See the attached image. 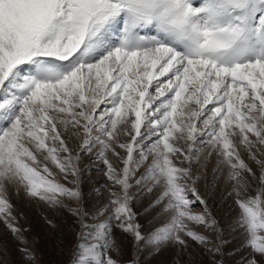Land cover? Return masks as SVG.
Here are the masks:
<instances>
[{"label": "snow or ice", "instance_id": "obj_1", "mask_svg": "<svg viewBox=\"0 0 264 264\" xmlns=\"http://www.w3.org/2000/svg\"><path fill=\"white\" fill-rule=\"evenodd\" d=\"M97 161L105 182L89 212ZM202 180L236 206L227 254ZM10 190L71 212L70 264H122L116 229L150 255L192 241L210 264H264V0H0V224L39 264ZM145 196L148 230L133 211Z\"/></svg>", "mask_w": 264, "mask_h": 264}, {"label": "rangeland", "instance_id": "obj_2", "mask_svg": "<svg viewBox=\"0 0 264 264\" xmlns=\"http://www.w3.org/2000/svg\"><path fill=\"white\" fill-rule=\"evenodd\" d=\"M149 91L152 92L153 89L150 88ZM78 143V141L69 140V146L72 148H77ZM241 154L246 162L253 168H256L255 163L248 159L246 152H242ZM84 161L86 164L88 163L87 156L84 157ZM174 162L178 166H183L180 165L179 160H174ZM214 162L215 158H213L208 166V180L211 179V168ZM103 168L104 166L97 161L92 166L90 173H84V183L82 185L84 208L89 212L94 211V206L100 200V197L93 192V189L105 182ZM222 187L223 185L221 184L220 188L209 197L206 182L202 180L198 184L199 192L209 199L216 219L219 220L221 226L225 229L223 238L230 241L223 248V251L227 254L232 252L238 243L236 234L228 228V225L236 215L234 210L236 206L233 204L231 197L222 199V196L225 195ZM107 195L108 193L105 191L104 196L106 197ZM10 198L12 203L16 205L18 212L23 213L24 218L20 219V224L31 229L30 232L26 233V236L30 241V246L34 248L38 255L39 264H70V260L73 257V247L76 243L77 232L80 231V227L71 212L67 208L60 209L58 212L53 211L43 203H37L34 200L28 199L23 191L17 195L14 191L10 190ZM150 200V196H145L139 202L133 204V211L139 213L137 219L144 226L145 230L151 227L149 222L155 215V212H145ZM67 203L75 207L71 201H67ZM194 210L200 212L203 209L197 203L194 205ZM45 217L54 221L57 227L52 228L46 224ZM197 230L206 236L214 238V234L207 232L203 228H198ZM115 236L121 246V254L117 258L121 260L122 264H127L128 261L132 260L134 253L139 258L141 264H210L209 254L205 253L200 245L192 241H189L190 248L187 252L178 251L176 247H168L158 254L150 255L149 250L134 249L131 237L122 233L119 229L115 230ZM0 237L7 242V255L0 257V264H26L21 254L17 251L18 242L11 237L10 233H8L2 224H0ZM240 256V253L231 256L225 255V264H237Z\"/></svg>", "mask_w": 264, "mask_h": 264}]
</instances>
